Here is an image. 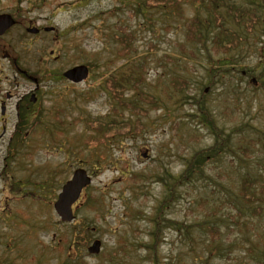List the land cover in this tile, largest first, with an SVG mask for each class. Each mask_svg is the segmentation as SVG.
Segmentation results:
<instances>
[{
	"label": "rangeland",
	"instance_id": "1",
	"mask_svg": "<svg viewBox=\"0 0 264 264\" xmlns=\"http://www.w3.org/2000/svg\"><path fill=\"white\" fill-rule=\"evenodd\" d=\"M144 2L47 0L49 5L38 13L51 12L50 21L42 24L55 27L56 33L0 42V101L6 107L4 121L0 120V264H62L64 260H69L68 264H152L142 250L132 249L138 242L149 241L146 234L151 227L142 215H153L167 191L155 177L164 175L168 179L171 175L177 179L195 151L212 146L213 137L202 128L193 137V122L186 117L193 112L187 106L166 102L156 110L140 107V112L145 109L141 118L147 128L140 136L129 133L108 143L100 142L97 149L83 143V138L92 134L95 122L106 124L130 116V109H120L118 99L100 90L106 78L131 62L115 57L112 35L117 32L118 39H127L125 33L117 31L119 28L134 38L138 52L133 61L138 55L148 57L145 83L138 92H123L124 101L142 105L135 99L136 93L138 97V93L153 92L162 98L159 80L173 73L190 82L187 94L191 97L199 98L207 89L205 69L206 61H210L194 53L182 25L195 16L200 2L179 0L181 7L176 13L170 11L172 7H145ZM240 4L253 7L249 0ZM221 13L228 18L224 10ZM258 14V24L243 33L244 43L227 54L235 60L234 69L252 68L258 78L253 83L256 90L246 85V77L238 79L240 74L236 73L226 84L230 85L227 96L222 94L221 83L206 90L217 127L224 136L229 134L231 148L247 147L249 157L237 151L244 160L222 158L208 165L209 182L202 180L189 189L177 187L180 199L165 210L171 220L191 224L203 215L197 202L219 204L228 195L225 190L229 192L241 176L264 175V10H258ZM17 40L21 42L14 43ZM17 56L25 65L13 62ZM16 65L21 71L28 69L37 87L17 73ZM79 65L89 69L85 81L73 84L61 77L63 71ZM17 102L24 106L19 107L21 112L25 110L24 117L33 112V117L18 124ZM1 126H5L3 134ZM15 132L17 136L10 145L13 155L4 159L9 138ZM77 168L86 170L92 183L73 206L74 222L63 224L52 204L62 183ZM129 172L140 174L144 180L124 187ZM261 180L259 195L264 199V178ZM89 193L98 199L95 208L87 205ZM226 209L223 206L222 213ZM226 225L221 220L219 227L227 234L222 237L224 251L230 253L215 254V262L252 264L247 247L257 235L264 240V214L251 217L239 227L228 223L227 229ZM173 228L164 231L163 244L156 254L159 264H202L197 258L208 242L188 240ZM67 235L72 243L69 249ZM94 239L101 242L97 255L86 251Z\"/></svg>",
	"mask_w": 264,
	"mask_h": 264
},
{
	"label": "trees",
	"instance_id": "2",
	"mask_svg": "<svg viewBox=\"0 0 264 264\" xmlns=\"http://www.w3.org/2000/svg\"><path fill=\"white\" fill-rule=\"evenodd\" d=\"M197 1L200 2L201 8L196 11L195 16L187 19L182 25L187 31V41L194 47V53H201L205 61L206 59L210 61V63L206 61L208 67L205 69V75L208 80L205 87L208 90H212L218 83H221L222 94L227 96L230 91V85L226 84L232 81L233 74L236 73L240 74L238 79L246 77L248 79L246 85L256 90L257 87L253 83L257 82L258 78L254 75L252 68L234 69L235 60L233 57L227 56V54L235 51L241 43H244L245 37L243 33L250 31L258 24L260 17L258 10H264V0H249V3L253 5L250 8L241 6L242 0ZM143 5L145 7L147 5L148 7L159 6L160 8H158L161 10L172 7L170 11L175 13L180 11L181 7L179 0H152V2L145 0ZM222 10L225 11L227 19L222 15ZM233 26H239L240 28L236 30ZM117 31L125 33L127 39H118L117 32L112 35L115 57L116 59L128 58L131 62L126 67L122 66L120 70L118 69L116 74L106 78L100 90L118 99L120 109H130V115L134 117V120L121 119L119 121L108 119L110 121L106 124L95 122L93 131L96 135L88 136L83 141L86 144L95 146L100 142L109 141L116 136H124L129 133L140 136L147 129L141 118L142 115L145 116V109L142 108L141 112L138 111L141 106H149L154 110L160 106L164 107L166 102H172L175 107L187 106V110L193 112L186 115L193 122L195 129L193 137L196 136V131L202 128L213 137V144L209 149L195 151L187 161L184 172L177 179H172L171 175H168V179L164 175L155 177V181L163 183L167 191L164 197L156 204L153 215H142L140 211L139 216L142 215L145 219L147 218L148 225L151 227L146 234L149 241L136 243L132 250H142L149 262L159 264V257L156 254L160 245L163 244L164 231L174 227L175 231L188 240L193 241L194 238H197L202 243L208 242L205 244L202 255L197 258L202 264H219V262H215V254L224 251L222 237L227 235L219 227L221 220H224V224L227 223L226 228L229 229L228 223L239 227L245 225V221H249L251 217L260 218L264 214V199L259 195L263 182L261 178H264V175L261 178L259 174L247 173L246 176H241L239 181L229 189V192L225 190L228 195L219 204L209 203L207 200L197 202L198 208H203V215L191 224L169 219L165 210L176 199H180V196H177V187L183 186L189 189L202 180L209 182L212 180L207 173L209 164H214L222 158H235L240 162L244 159L238 155L237 151L248 158L249 156L246 154L248 149L247 147H240V145H237L236 148L230 147V136L229 134L224 136L223 131L217 127L214 118L215 110L211 103L206 101V92L204 90L200 92L199 98L191 97L187 94L190 82L176 73L168 75L166 78H160L158 90H162V98L159 96L160 94L157 95L153 92L145 93V95L138 93V97L136 93L134 97L136 100L143 102L142 105L136 103L137 106H134L133 102L124 101L122 98L123 92L128 90L138 92L139 87L145 83L148 57H140L138 55L137 61H133L137 55L135 52H138L134 47L133 36L120 28ZM190 54L193 55V51H190ZM212 58L215 59L212 60ZM113 97L110 96V98ZM176 124L180 125L181 123ZM104 132L110 133V135L102 137L101 133L104 134ZM262 172L264 173V171ZM143 180L144 178L140 174L129 172L123 180V185L128 188L132 185H137ZM212 184L216 185V183ZM88 197L87 205L95 208L98 199L92 193H89ZM223 206L227 207L225 213H222ZM246 216L249 218H246ZM68 239L69 236L67 235L66 249H69L72 244ZM247 251V254L250 255L249 261L252 264H264V240L261 236L257 235L249 243ZM224 252L226 256H229L230 250L227 249ZM68 261L64 260L62 264H68ZM81 263L79 261V263L75 264Z\"/></svg>",
	"mask_w": 264,
	"mask_h": 264
},
{
	"label": "flooded vegetation",
	"instance_id": "3",
	"mask_svg": "<svg viewBox=\"0 0 264 264\" xmlns=\"http://www.w3.org/2000/svg\"><path fill=\"white\" fill-rule=\"evenodd\" d=\"M48 5L49 3H47V0H0V42L16 39L18 37L21 40L31 37H39L40 35L44 34L56 33L55 27L42 24L44 22L47 23L50 21L51 12L45 11L44 15L38 13V11L42 10ZM20 40H17V42L14 43L19 44V42H21ZM10 45L11 43L9 46ZM18 60L19 59L17 56L13 62L25 65L24 61L20 62ZM17 66L18 65H16L17 73L23 76V79H29L37 87V80L35 78H30V72H27L28 69L27 71H21ZM7 98L9 99L10 97L8 96ZM36 100L37 99L35 98V95L32 93V103L35 104ZM0 102V120L2 119L4 121L6 107L4 101ZM19 107L20 109L24 108L23 105L19 106V103L17 102L15 105V110L17 113L16 116L19 119H16V124L19 122H26V120L23 119L25 110L21 112ZM28 107H30V104ZM32 113L31 117H33ZM19 114L20 116H18ZM4 132L5 126H1V134ZM16 136L17 133L15 132L14 136L9 138L4 159L10 158L13 155V148L10 147V145H12L14 141L13 139L16 138Z\"/></svg>",
	"mask_w": 264,
	"mask_h": 264
},
{
	"label": "water",
	"instance_id": "4",
	"mask_svg": "<svg viewBox=\"0 0 264 264\" xmlns=\"http://www.w3.org/2000/svg\"><path fill=\"white\" fill-rule=\"evenodd\" d=\"M87 75L88 70L82 65L70 68L63 73V77L73 83H79L83 81ZM89 183L90 178L86 175L85 171L82 169H77L73 172L71 179L65 182V184L62 186L61 191L57 195V199L53 204V208L61 221H72L73 214L71 211V205L79 198L81 189ZM99 250V240H94L87 249L90 254H97Z\"/></svg>",
	"mask_w": 264,
	"mask_h": 264
},
{
	"label": "bare ground",
	"instance_id": "5",
	"mask_svg": "<svg viewBox=\"0 0 264 264\" xmlns=\"http://www.w3.org/2000/svg\"><path fill=\"white\" fill-rule=\"evenodd\" d=\"M30 117H31V115L26 116V117H24L23 119H24V120H28V119H30Z\"/></svg>",
	"mask_w": 264,
	"mask_h": 264
}]
</instances>
